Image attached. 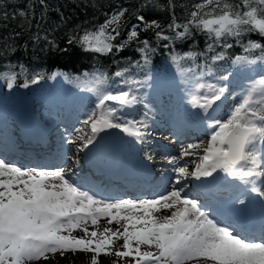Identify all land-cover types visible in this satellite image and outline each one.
Returning <instances> with one entry per match:
<instances>
[{"label":"snow or ice","instance_id":"snow-or-ice-1","mask_svg":"<svg viewBox=\"0 0 264 264\" xmlns=\"http://www.w3.org/2000/svg\"><path fill=\"white\" fill-rule=\"evenodd\" d=\"M39 2L44 4V0ZM181 7L182 18L176 15L175 0H167L171 19L166 29L157 20L134 13L136 23L122 38L129 9L121 6L106 13L103 23L67 38L68 46L75 45L84 53L113 57L112 63L118 67L111 76L100 70L83 73V80L58 70L29 75L23 65L18 71L0 70V81H6L9 90L19 77H24L19 87L25 89L58 77L77 87L87 85L85 90L95 97V105L80 123L90 132L81 135L84 128H76L77 135L66 141H81L78 152L95 147L102 134L112 130L144 144L146 133L142 129L147 125L124 113L137 105L148 107L142 90L151 87L150 65L156 48L149 39L141 40L140 34L153 30L155 40L165 42L162 47L170 51V63L185 86L187 104L199 110L208 136L206 144L189 143L178 157L167 158L174 186L152 199H98L68 178L71 169H23L0 158V264H33L48 259V254L59 252L63 258L66 252L77 251L94 253L91 264H98L100 254L111 255L121 239L122 250L116 249L114 255L131 257L133 264H264V239H249L243 226L238 230L221 225L203 210L205 205L185 194L189 178L204 185L222 175L225 180L239 182L243 189L229 196L233 211L245 213L251 197L264 209V43L245 42L249 34L264 38V0H200ZM19 15L26 13L20 11ZM201 34L205 38L203 51L181 54L172 47L177 41ZM46 43L50 50L68 51L55 41ZM133 43L139 59L127 58L120 66L114 57ZM234 44L245 54L231 59V65H258L261 72L235 94L230 84L238 73L227 67ZM256 51L259 55L250 58ZM229 99L232 104L227 118H216L213 114ZM192 156L196 157L192 161L195 166L189 170L181 161ZM145 158L151 160L152 156L146 153ZM162 210L171 211L162 218L155 215ZM101 218L117 227L100 230ZM261 228L264 230V220ZM76 230L83 235H73ZM141 246L150 250H141Z\"/></svg>","mask_w":264,"mask_h":264},{"label":"trees","instance_id":"trees-1","mask_svg":"<svg viewBox=\"0 0 264 264\" xmlns=\"http://www.w3.org/2000/svg\"><path fill=\"white\" fill-rule=\"evenodd\" d=\"M200 0H175L177 17H183L181 5L198 3ZM145 5H147L145 7ZM129 9L127 23L122 30V38L126 36L129 26L136 23L135 14H143L146 20H157L165 29L170 23L167 0H44L42 5L39 0H0V70L18 71L23 65L31 75L35 71L50 74L54 70L63 71L69 76L80 74L82 71L91 73L95 70L107 72L110 76L117 70L118 65L113 64V57L93 56L82 52L79 47L68 46L66 40L74 33H79L84 28L103 23L105 14L119 7ZM20 11L26 16L21 17ZM19 36H13L14 33ZM165 34L171 35L166 31ZM149 39L156 48L150 72L166 68L170 63V51L162 47L163 41L157 42L154 31L141 32L140 39ZM247 39L260 40L264 38L256 34H249ZM55 41L59 48H68L66 53L50 50L46 41ZM137 45L131 46L116 54L114 57L120 61V66L127 63V58L139 59V54L134 51ZM172 47L181 54L185 51H203L205 38L196 35L185 41H177ZM242 48L234 44L229 50V61L237 55H243ZM259 55L256 51L251 57ZM197 63H201L198 59ZM47 80V79H45ZM24 77H19L14 87L23 83ZM6 81H0V86ZM31 85L29 88H31Z\"/></svg>","mask_w":264,"mask_h":264},{"label":"rangeland","instance_id":"rangeland-1","mask_svg":"<svg viewBox=\"0 0 264 264\" xmlns=\"http://www.w3.org/2000/svg\"><path fill=\"white\" fill-rule=\"evenodd\" d=\"M228 67L234 71L237 72L238 74L232 78V82L230 84V87L232 89V93H239L242 90V85H246L249 82V78H257L261 72L259 70V66L258 65H251V66H246L244 68H241L239 66H234V65H228ZM161 75H165L167 76L168 80L174 81L176 82V85H178V87H175V89H177L176 92H178V94H182V96L185 97V99L187 98V94L185 92V86L184 84L181 82L180 78L178 76H176L175 74V69L174 67H170L168 69V71L164 72V73H160L159 75H155L152 76L153 79L151 81V87L153 85H155V83H157V81H159V77ZM79 76V75H77ZM82 80H83V75H80ZM236 84V85H235ZM87 85H84L83 83L81 84L80 87H77L74 83H68L67 81L64 80L63 77H58L55 80H49L48 82H42L40 85H37V87H34L33 89H25V88H19L16 91L14 89L9 90L8 88L1 86L0 87V119L2 120L3 123H6V119H8L9 121L12 120V117L15 116V114L17 113V111L21 108L26 106L27 104V99L30 100V104L32 107H34V110L37 114L38 117L42 118V119H47V117L49 116L48 113H46L45 111H43V108L41 107L42 102L45 103V105L50 106L52 108L53 111H55L56 113L58 112L59 116L61 114H63V112H65L67 115L66 117H64V119H66L68 117V114L63 108H62V100L63 99V104L65 106H68V99L70 101H74L75 105H76V109L75 112L78 114L79 112H83L81 115H79L76 119H78V121L74 124V126L70 129V131H62L65 130L64 127H62V125L57 124V122H53L51 123V129L53 130L52 133L59 135L61 138V143L62 145H64V148L66 149V157L64 162L55 168H51V169H46V170H56L59 168H64L66 166L65 169H71L72 172L69 173L68 178L76 183L75 181H73L72 176L78 177V178H85V173L84 174H75L76 170L74 169V165H76V157L79 159V152L77 151V147L79 146L80 143H82L81 141L77 140L72 144H68L66 141L70 138H73L74 136L77 135V133L75 132L76 128H84V132L81 133V135L84 134H88L90 132V129H88L87 127L83 126L80 121H82L85 118V115L94 107L95 105V97L88 91H86ZM149 87V88H151ZM142 94L144 96V102L145 104L148 105V109H155L157 106L153 105V103H149L146 102L148 99V88L143 89L142 90ZM184 94V95H183ZM33 97L36 98L35 100L30 99L28 97ZM38 101H40L38 103ZM229 102V106L226 109V113L224 115H222L220 118L218 117V119H226L227 118V113H228V109L232 104V100L230 99ZM78 104L80 107H78ZM88 104V105H86ZM45 106V107H46ZM157 109V108H156ZM132 112L131 114H124L126 117L130 118V119H134L137 121H143L144 124L147 125V128H143L142 131H144L146 133L145 136V140L146 143L144 144H138L135 143L133 140L129 139V138H123L121 142H123V148L121 153L122 154H126L127 152L129 154H134L135 156H145L146 153H144L142 150L144 148L145 145L151 146L149 150L154 151L155 153L151 154L152 159L151 161H163V170L169 174H171V178L174 179V173L170 170V167L166 164V160L169 157H178L181 151V148L186 146L189 143H199L201 141L207 142L206 139L203 140H197L194 142H188V143H180V145L178 143H174L172 142V140L168 139V138H164V140L162 138L156 137L158 134H160V124L164 125V123L161 121L160 118L158 117H153V114H149L146 111V108L143 104L141 105H137L136 107H134L131 110H126V112ZM149 115V116H148ZM69 117L71 118H75V114L70 115ZM153 118V120H152ZM159 121V122H158ZM158 128V129H157ZM7 131V130H6ZM114 133L116 132L117 134H121L119 133L117 130H112ZM8 132V131H7ZM151 132V134H157L156 136L154 135H149ZM164 132V131H163ZM2 134L4 135V132L2 131ZM6 134V133H5ZM9 136L11 135V133H7ZM115 135V134H114ZM8 138H4L5 142H15L16 138L15 137H9ZM122 137V136H121ZM111 138V137H110ZM57 139V138H56ZM158 139V140H157ZM208 139V138H207ZM58 140H60V138L58 137ZM134 142V144H131L129 142ZM2 144V143H0ZM124 144H126L128 147L124 146ZM155 147H159V148H163V151L161 152L162 154L156 153V151L154 150ZM85 151H89L88 153H92L93 157H97L99 155H101L102 157L105 156L104 154V149L100 148V147H95L93 148L92 146H89V149H85L82 152L84 153ZM100 151H102L103 153H100ZM202 154V152H201ZM145 158V157H144ZM196 157L192 156V157H184L181 161V165L183 164H188L189 170H191L192 168H194V164L192 163L193 160H195ZM157 161V162H158ZM188 161V162H186ZM16 165V164H14ZM18 166V165H16ZM21 167L23 169H30L33 167H28V166H18ZM167 169V171H166ZM58 183V181H57ZM152 198H155L152 197ZM150 198V199H152ZM122 242H117L115 244V246L112 249V254L111 255H106L104 253L100 254V256L98 257V264H133V260L131 257H125V258H118L114 255V251L116 249H120L122 250V248H120V246L122 245ZM141 250H150L147 248V246H141ZM153 251H155L154 249H151ZM94 255V253L91 252H66L63 256V258L60 256V253L57 252L55 255L53 254H48V259H40L39 261H35L33 262V264H91V257ZM192 264V263H190Z\"/></svg>","mask_w":264,"mask_h":264},{"label":"bare ground","instance_id":"bare-ground-1","mask_svg":"<svg viewBox=\"0 0 264 264\" xmlns=\"http://www.w3.org/2000/svg\"><path fill=\"white\" fill-rule=\"evenodd\" d=\"M176 86V84L174 85V87ZM157 89H158V87H152V88H148V92H151V93H155V92H157ZM28 98H30V99H32L33 97L31 96V97H28ZM36 98H33V100H35ZM27 100H29V99H27ZM40 101H38V103H39ZM44 105V104H43ZM19 111V110H18ZM155 116H157L156 114H155ZM34 117H33V114H30L29 113V115L28 116H25L24 118H22V116H19V117H17L16 118V120L18 121V120H24V119H27L28 120V122H23L22 123V125H25V126H30V124L31 125H36L35 123H36V121L33 119ZM115 135H113L111 138H109L110 140H107V141H105V142H103V143H105L106 145L107 144H110L111 146L110 147H112V148H114L115 149V152L113 151V155L111 156V158L112 159H110L112 162H116V161H120V160H122L123 158H124V156H122V155H120L121 154V150H122V148H123V142H121L122 141V139L123 138H126L123 134H117L116 132L114 133ZM150 136L151 135H154V136H156L157 134H151V132H150V134H149ZM122 136V137H121ZM156 137H159V138H165L166 136H163L162 134H158ZM182 141H177V143H181ZM129 143H131V144H134V142H129ZM180 145V144H179ZM150 147L151 146H149V144H148V146L147 145H145L144 146V148H143V152L144 153H147V154H153V153H155L154 151H152V150H149L150 149ZM55 155V153L53 154V156ZM0 158H2V159H4L5 161H7V162H9V163H11V164H13L12 162H13V160L12 159H10L9 157H5V156H2V155H0ZM186 162H188V161H186ZM31 166H33L34 168H38V169H45L43 166H40V164L39 163H33V164H31ZM66 168V167H65ZM77 168H79V166H77ZM46 170V169H45ZM222 176V175H221ZM223 177V176H222ZM150 198H152V196H148V197H141V196H133V195H123V196H121V197H119L118 199H133V200H136V199H150ZM170 211L171 210H162V211H160V212H158V213H155V215H157L158 217H163V216H165V215H169L170 214ZM98 225H99V229L100 230H102L104 227H111V228H113V229H115L116 227H117V225L115 224V223H113L112 225H108V223H107V218H101L99 221H98ZM88 227H89V230L91 231L92 230V225L89 223V225H88ZM73 235H76V236H82L83 235V233L81 232V231H79V230H76L74 233H73ZM261 235H262V237H264L263 235V233H261ZM123 240L121 239V240H119V241H117V242H122ZM116 242V243H117ZM190 263H192V264H194V262H190Z\"/></svg>","mask_w":264,"mask_h":264},{"label":"water","instance_id":"water-1","mask_svg":"<svg viewBox=\"0 0 264 264\" xmlns=\"http://www.w3.org/2000/svg\"><path fill=\"white\" fill-rule=\"evenodd\" d=\"M109 134V132L107 133V134H103L104 136H106V135H108Z\"/></svg>","mask_w":264,"mask_h":264}]
</instances>
